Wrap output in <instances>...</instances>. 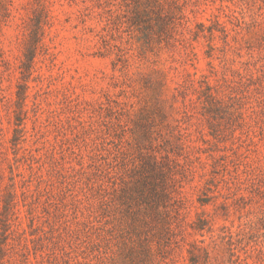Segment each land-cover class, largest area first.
<instances>
[{"label": "rangeland", "instance_id": "374dc122", "mask_svg": "<svg viewBox=\"0 0 264 264\" xmlns=\"http://www.w3.org/2000/svg\"><path fill=\"white\" fill-rule=\"evenodd\" d=\"M0 264H264V0H0Z\"/></svg>", "mask_w": 264, "mask_h": 264}]
</instances>
